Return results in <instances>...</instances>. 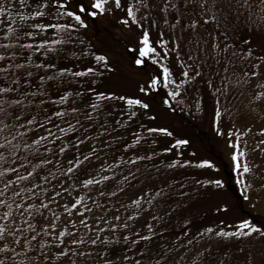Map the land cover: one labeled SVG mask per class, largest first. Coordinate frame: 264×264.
I'll return each instance as SVG.
<instances>
[{
	"label": "trees",
	"instance_id": "1",
	"mask_svg": "<svg viewBox=\"0 0 264 264\" xmlns=\"http://www.w3.org/2000/svg\"><path fill=\"white\" fill-rule=\"evenodd\" d=\"M12 2L14 17L18 12L23 13L25 11L19 7L18 0H12ZM171 2L177 4L178 8L169 9L166 15L163 11L165 0H148V3L153 4L154 7L150 10L146 23L151 24L153 38H156L159 33H163L161 38L168 41L170 49L175 43L179 44L180 59L185 60L187 64L193 67H195L193 61H195V64L199 65L196 71L202 70L200 77L193 76L191 71L189 77H183L181 73L185 69L178 61L176 52L170 50L165 54L161 50L160 55L165 56L161 63L171 69L172 78L177 79L178 82L183 80V84H181V95L184 97L183 104H175L173 107L165 106L162 100L167 98L168 89L161 84L151 90L146 97L150 108L148 110H138L137 116L129 120L126 115H120L119 105L122 103L121 101L109 100L107 103L110 107L107 113L101 110V115L97 117L96 113L84 106V101L95 102L92 93L85 91L80 96L75 95L81 87L85 89L91 87L97 91H113L116 96L125 94L143 95L138 90V83H143L149 74H155L158 71V66L148 59H145L143 66L134 65V54L128 46H134L136 31L138 30H134L135 25L125 27L120 23L119 18L125 15L123 9H114L97 17H90L87 21V28L79 33L82 43L65 46L71 52L77 53L76 56L50 54L49 58H46L40 56L39 53L32 54L33 60L47 59L49 62L57 64L58 67L71 68L75 72L83 70L84 67L97 66L92 56L83 54V50L88 48L92 53L106 55L108 57L107 63L115 69L114 71H108L105 67H101L98 73L91 76L86 74L82 78L71 77L69 74L63 84L54 85L48 90L49 95H63L65 91L69 93L63 103L49 102L48 107L51 111L69 107L81 110L64 118L76 130L66 131L53 144L54 152L57 151L56 144L63 146L64 143H68L73 146L66 149L65 154L60 156V166L65 169L69 166L65 162V157L67 160H72L75 155L73 148L80 153L77 158L81 160V164L74 169L73 173L68 174L72 179L81 182L89 176L99 179L97 173L108 175L107 170L100 171L101 165H114L115 160H121V164L111 168V171L116 173L114 177H110L109 181L96 186H89L84 192H81L80 189L73 190L72 180L56 173V177L63 181L62 187L68 189L67 194L61 192L56 204L66 205L77 193H80L85 196L84 203L86 207L92 209L91 212H85V215L100 217L107 220L109 224H117L118 228L120 225H128L127 229L120 228L116 233L117 236L125 234L129 237L128 240L121 238L119 243L113 242L105 245L103 236L109 235V231L105 230V232L100 233V243L95 246H86L92 249L91 255L87 259L77 255L79 246L70 245L72 252L69 255L76 259V264H126L120 259L123 255H130L133 260L138 259L137 249L145 247V242L140 241L137 245H132L130 241L134 239L133 231L142 235H151V233L145 231V224L152 225L153 231L159 232V238L152 236L151 242L147 245L150 251L146 253L141 264H151L149 257L153 254L154 245H160L166 255L168 254V248L173 249V254L175 252L182 253L183 248L180 245L185 242V238L182 236L180 241H176V236L180 235L182 231L187 233V239L193 241L191 244L184 243V246L189 249V259L195 255L196 251H203L207 256L204 264H218L219 261H222L223 264H264V236H256L255 234L252 237L232 238L215 237L210 234H206L203 238L195 236L197 231L208 226L223 227L224 225L219 223L220 220H224L229 226L242 218L253 219L259 224H264L260 218L257 219L242 208V201H244L242 198L256 199L264 195V154L261 161H257V158L262 156L255 151L257 144L264 145V143H261V141H264V134L258 131L259 125L264 127V101H252V96L255 93L264 92V89L261 87L258 89L256 78H252L248 83L243 81L237 83L241 80V69L245 66V62L239 59L242 54L241 50L247 49L251 45L257 54L264 51V23H249V12L244 10L238 13V18L236 11L233 10L228 13L227 22L223 19L220 20L223 25L220 32L223 33L224 28H227L228 41L235 45V48H230L229 52L236 51L237 57L232 58L234 63L229 67L227 74L222 70L224 61L221 60L219 74L214 75L217 64L208 50L211 44L208 33L214 34L212 22L207 25L201 23L195 30L190 29L187 27L190 20L198 18L200 15L199 0H191L187 4H184L183 0H171ZM123 3L124 0H122ZM217 7H219V4ZM144 11V8L138 6V16L143 17ZM177 11L180 16L179 22L174 19ZM0 19H3V17H0ZM165 19L168 23H164ZM252 19L256 21L258 17L253 15ZM153 20L156 21L155 24L151 23ZM6 22L12 23L13 28L21 32L25 30L37 31V41L41 36L46 39H56L51 35V32H40L32 29L31 24L36 22L34 18H30L27 22L18 19L15 22L11 19ZM61 22H64L63 18ZM173 24H175V27L172 26ZM4 30L6 31V29ZM198 39L200 40L199 45H197ZM221 44L223 45V37H221ZM35 46H39L38 43ZM157 47L159 48V46ZM188 55H192L193 60H187ZM48 71L51 72L54 69ZM260 71L264 73V65L261 66ZM44 73V69H34L33 83H38L35 77L44 75ZM16 75L22 76L23 70H17ZM226 75L228 79L225 86L222 84L220 77ZM263 79L264 75L260 77V80ZM81 80L83 84L77 82ZM209 81L212 82V87H209ZM24 87L27 90V86ZM216 89H220V91L216 92ZM217 100H219L221 111L219 122L221 128L225 131V135L222 136L217 135L212 123ZM83 112L92 115L94 120L89 122L80 119ZM142 112H147V115H141ZM153 115L155 119L150 118ZM71 116L80 120L79 125L75 123ZM105 120H107V123H105ZM89 123H92L91 128ZM99 125H103L104 132L100 133ZM64 126L63 123H60V127ZM149 127H167L173 135L147 133L145 129ZM229 128L234 129L233 137L239 138V143L246 153V156L240 157L241 161L247 162L251 166L249 173L257 178L254 182L255 187H250V192L248 191L249 187L245 186L246 182L245 185L235 183L221 153L220 147L229 139L226 135ZM36 131L39 132V129H36ZM57 135L59 134L57 133ZM85 135L89 138L84 139ZM71 137H78L83 141V144L76 145L74 140L70 139ZM134 137L138 141L136 144L132 143ZM176 139H187L189 143L177 147L174 145ZM93 140L95 143H93ZM124 144H128L129 148L125 149ZM164 148L171 150L162 152L161 149ZM90 149L94 150L91 156L89 155ZM133 153L142 157L147 156L149 153L153 155L151 160L137 161L136 166L140 169L137 179H130L125 183L120 180V176L127 175L129 166L124 164L123 161ZM176 153L180 155L177 156ZM30 159L33 160V163H36L34 158L30 157ZM184 159L189 161L209 159L217 165V169L200 168L192 163L184 165L182 163ZM173 160H178L179 163L177 166L169 167ZM55 166V161H53V165L50 167ZM28 171H32V169L28 168ZM18 172H22V170L18 169ZM244 175L242 169L239 173L236 172L237 178L243 177L242 179H245ZM204 179H222L224 185L221 188L211 185L201 187L196 183L197 180ZM55 184L56 179H53L52 185ZM166 185H170V188ZM145 186H154L153 194L148 196V199L153 200V204L149 206L142 199L143 211L141 215L129 220L128 216L137 210L135 205L130 204V200L140 196V189ZM43 187L44 185L41 184V188ZM117 187L123 190L117 191ZM155 188H159L164 192L163 197L155 195ZM97 189L105 193L103 198L96 195ZM55 190L59 191V187ZM51 191L52 186H49V199H55L50 195ZM108 192H115V195L110 196L107 194ZM181 192L184 195H180ZM88 196H91L97 204H101L106 211H101L89 202ZM224 203L228 205L226 212L219 208ZM120 205L125 207H120ZM51 207L55 210V205H51ZM3 211L5 209L0 208V215L3 214ZM13 211L15 212V210ZM60 215L63 218L61 221L62 226L67 227L65 221L68 214L61 212ZM113 215H119L120 220L112 219ZM47 219H51V216L46 215L43 218L37 216L36 222L39 224ZM185 219L189 221L188 225L183 224ZM100 227H103V225H97L94 221L89 224L90 229ZM161 229H163L162 232ZM88 234L92 238H96L91 231ZM70 235L87 239L80 232L70 233ZM48 238L47 236L43 237V239ZM164 245H167V247L164 248ZM105 247L109 248V252L102 256L98 255L103 252ZM226 253L227 255H225ZM8 264H12V262L9 261ZM52 264H67V262L57 259ZM179 264H186V262L180 260Z\"/></svg>",
	"mask_w": 264,
	"mask_h": 264
},
{
	"label": "snow or ice",
	"instance_id": "2",
	"mask_svg": "<svg viewBox=\"0 0 264 264\" xmlns=\"http://www.w3.org/2000/svg\"><path fill=\"white\" fill-rule=\"evenodd\" d=\"M184 4L191 2V0H183ZM19 7L24 9L23 13L18 12L13 16L12 9L14 7L12 0H0V208L5 209L3 214L0 215V264H52L57 259L66 261L67 264H76V259L69 255L72 252L70 245L78 247L77 255L87 259L91 255L92 249L86 247L87 245H97L101 242L100 233L109 231V235L103 236V243L109 245L113 242L119 243L120 239L128 240V235L121 234L117 236L120 228L127 229L128 225L109 224L107 220L100 217H89L85 212H91V208H87L84 200L85 196L77 193L66 205L56 204L61 192L68 193V189L62 187L63 181L56 177V173H60L72 180V188L80 189L84 192L89 186H96L105 181H109L110 177H114L116 173L111 171L115 165L121 164V160H115L114 165H101V172L108 171V175H101L97 173L99 179L91 176L84 179L82 182L72 179L68 174L74 172V169L81 164V160L77 157L80 153L73 148L75 155L72 160L65 162L69 165L66 169L61 167L60 156L65 154L66 149L73 147L68 143L63 146L56 144L57 151H53V144L59 140V137L64 135L66 131H75L71 123H68L64 118L70 116L71 113H78L81 110L75 107L67 109H57L51 111L48 107L51 103H63L68 97L69 93L64 92L63 95H49L48 90L54 85L59 86L65 82L69 77H84L86 74L91 76L99 72L101 67H105L108 71H114V67L107 63L108 57L102 53H92L90 49L85 48L83 54L92 56L96 63V67H84L81 71H75L71 68L58 67L57 64L49 62V60H33L32 54L39 53L40 56L49 58L50 54L57 56L71 55L76 56L77 53L71 52L66 45H75L82 43L79 33L87 28V21L90 17H97L98 15L111 12L114 9H123L125 15L121 16L120 23L125 27L135 25L136 38L134 46L129 45V49L133 52L134 65L143 66L145 59L153 61L158 66V71L155 74H149L143 83H138L137 87L143 95H120L116 96L113 91H97L91 87L85 89L81 87L75 93L80 96L83 92L87 91L92 93L95 97V102L84 101V106L90 108L96 116L101 115V110L107 113L109 100H118L122 103L120 107V115L127 116V119L132 120L137 116L138 110H148L150 104L146 101V97L151 90L155 89L158 85L163 84L167 91V98L162 100L165 106L173 107L175 104H183L184 97L181 95V84L183 80L177 81L173 79V73L168 66L161 63L165 56H161V50L167 54L170 50L176 52L178 61L184 66L181 73L183 77H189L191 71L195 77H200L201 71H196L199 67L198 64H193L195 67L187 64L183 59H180L178 51L179 44L175 43L170 49L168 41L161 38L163 33H159L156 38L152 37L151 24H147L146 20L149 18V12L154 7L153 4L148 3V0H18ZM200 15L198 18H193L187 25L188 28L195 30L201 23L207 25L212 22L214 34L208 33L211 40L209 51L215 58L217 69L214 75H218L221 69L220 61L223 60L224 64L222 70L227 74L229 67L234 63V57H237V52H229L230 48H235V45L228 41L227 28H224L223 33L220 32L223 25L220 20L225 22L228 20V13L233 10L238 13L242 10L248 11V22L261 24L264 23V0H199ZM219 4V7L217 5ZM139 8H144L143 17L138 16ZM178 5L172 3L171 0H165L163 11L168 14L169 9H177ZM31 9V10H29ZM256 15L258 19L253 21L252 16ZM30 18H34L36 22L31 24V28L39 30L40 32H51V35L56 39H46L43 36L37 41V31H19L13 28L12 23L6 21L11 19L14 22L19 21L27 22ZM64 22H61V19ZM176 22H179L180 16L177 14L174 17ZM155 24L156 21H152ZM164 23H168L167 19ZM175 27V24L172 25ZM6 29V31L4 30ZM221 37H223V45L221 44ZM203 39V38H201ZM38 43L39 46H35ZM200 40H197V45ZM47 46V47H46ZM55 46V47H54ZM159 46V48L157 47ZM223 53V55H222ZM240 60L245 62L244 68L241 69V81L248 83L252 78H256L258 86L264 89V80L260 77L264 75L261 73L260 68L264 65V51L259 54L249 48L242 49ZM23 58V59H21ZM187 60H193L192 55L187 56ZM254 61V63H253ZM44 69V75H37L35 77L38 83H33V70ZM49 69L54 71L49 72ZM17 70H23V75H16ZM102 74V73H101ZM227 75L221 76L220 80L223 85H227ZM83 84V81H77ZM95 83V81H93ZM209 87H212V82L209 81ZM172 88H169V85ZM27 86V90L25 87ZM219 92L220 89H216ZM264 101V92L255 93L252 96V101ZM217 107L213 111V127L218 136L225 135V131L221 128L220 118L221 111L219 109V100L216 101ZM199 107V105H197ZM141 115H147V112H142ZM71 118L79 125L80 120L74 116ZM155 119L153 115L150 117ZM80 119L92 122L93 116L87 112L81 113ZM59 121V123H57ZM60 123L65 126L60 127ZM107 123V120H105ZM92 127V123H89ZM39 129V132L36 131ZM54 129V131H53ZM100 133L104 132L103 125H99ZM147 133H163L167 136H172L173 133L167 127L146 128ZM234 129L229 128L226 135L228 147L231 149L229 152V159L232 163V168L236 172L243 170L244 174L251 171V166L247 162L241 161L240 157L246 156L245 151L242 149L241 144L237 138L233 137ZM261 134H264V127L259 129ZM57 133L59 135H57ZM99 134V133H98ZM89 137L85 135L84 139ZM76 145H82L83 141L78 137H71ZM138 141L134 137L133 144ZM93 143L95 141L93 140ZM187 139H176L174 145L179 147L187 145ZM264 143V141H261ZM125 149L129 148L128 144H124ZM260 145L257 144V148ZM171 149H161L162 152L170 151ZM94 150H89V155H93ZM152 153L147 156H139L133 153L127 157L123 163L128 165L127 175H121L120 180L127 183L130 179H137L140 169L137 167V161L151 160ZM179 156V153H176ZM36 163H33V160ZM87 159V157H85ZM55 161V167H50ZM178 160H173L169 167L177 166ZM184 165L190 163L195 164L200 168L217 169V165L209 159H200L197 161H189L184 159ZM31 168L32 171H28ZM22 170V172H18ZM119 171V169H118ZM56 179V184L52 185V180ZM139 182V181H138ZM238 184L245 185V179H237ZM197 184L204 186H214L221 188L224 185L222 179H204L197 180ZM41 184L44 185L41 188ZM49 186H52L50 195L55 199H49ZM246 186V185H245ZM59 187V191L55 189ZM107 187V185H105ZM154 186H145L140 189V196L136 199H131L130 204L136 206V211L128 216L129 220L139 217L143 211L141 201L151 206L153 200L148 199V196L153 194ZM170 188V185H166ZM123 189L117 187V191ZM110 196H114L115 192H108ZM96 195L103 198L104 192L96 190ZM155 195L163 197L164 192L155 188ZM180 195H184L183 192ZM88 201L95 205L101 211H106L101 204H97L91 197H87ZM51 205H55V210ZM111 207V205H110ZM120 207H125L120 205ZM219 208L223 211L228 210L226 203L221 204ZM15 210V212L13 211ZM61 212L67 213L66 224L67 227L62 226ZM50 215L51 219H47L42 223H37V216L45 217ZM112 219L120 220L119 215H113ZM95 222L97 225H103L100 228H89V224ZM7 222V223H5ZM219 223L223 227L214 228L213 226L205 227L195 233L196 237L203 238L206 234L215 237H252L264 236V224H259L253 219L242 218L235 221L231 226L227 225L224 220ZM184 225H188L189 221L184 220ZM145 231L151 235H142L139 232L133 231L134 239L130 241L132 245H137L138 242L144 241L145 247L137 249L139 258L133 260L130 255H123L120 257L126 264H141L145 259V255L150 249L147 245L151 242L152 236L159 238V232L153 231L152 225L145 224ZM54 230V231H53ZM91 231L96 238L89 236ZM161 232L163 229L160 230ZM83 233L87 239H80L77 236H72L70 233ZM44 236L49 237L43 239ZM185 238V242L181 243L183 252H175L173 249L168 248V254H164L163 248L160 245L153 246V254L149 257L151 264H179L180 260H184L186 264H204L207 256L203 251H196L195 255L189 259V249L184 246V243L191 244L192 240L187 239V233L182 231L180 235L176 236V241H180L181 237ZM164 248L167 245L163 246ZM130 251V250H129ZM109 252V248L105 247L102 256ZM227 255V253L225 254ZM218 264H223L219 261Z\"/></svg>",
	"mask_w": 264,
	"mask_h": 264
},
{
	"label": "rangeland",
	"instance_id": "3",
	"mask_svg": "<svg viewBox=\"0 0 264 264\" xmlns=\"http://www.w3.org/2000/svg\"><path fill=\"white\" fill-rule=\"evenodd\" d=\"M264 80V79H263ZM173 86L170 84L169 85V88H172ZM260 87H258L259 89ZM257 89V90H258ZM263 126L262 125H259V129L262 128ZM258 129V131H259ZM260 133V131H259ZM248 136V135H247ZM237 138V141H239V138L238 137H235ZM221 153H222V156L224 158V161H225V164H226V167L228 168V170H230V175L233 176L234 178V181L236 184H238L236 181L237 179H242L243 177H240V178H237L236 176V171L233 170L232 168V163L229 159V152L231 151V149L228 147V144L227 142H225L224 145H222L221 147ZM255 151L257 153H259V155H261L262 157H258L257 158V161H261V159L263 158V154H264V145H261L260 144V147L257 148V145L255 147ZM244 178H245V182H246V187H249L248 188V191L250 192V187L253 188L255 187V180L257 179L254 176H252L250 173L248 174H245L244 175ZM248 181H250L248 183ZM254 184V185H253ZM239 193V192H238ZM243 197V196H242ZM244 201L243 202V209L248 212V213H251L254 217H256L257 219L260 218L263 222H264V195L256 198V199H252V198H247V197H244L242 198ZM261 223V222H260Z\"/></svg>",
	"mask_w": 264,
	"mask_h": 264
}]
</instances>
